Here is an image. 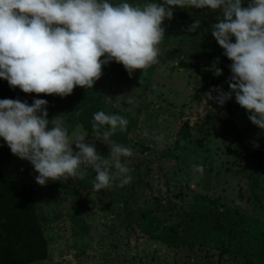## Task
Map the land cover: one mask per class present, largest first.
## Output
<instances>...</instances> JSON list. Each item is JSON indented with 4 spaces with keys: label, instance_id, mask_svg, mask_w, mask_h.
Instances as JSON below:
<instances>
[{
    "label": "rangeland",
    "instance_id": "374dc122",
    "mask_svg": "<svg viewBox=\"0 0 264 264\" xmlns=\"http://www.w3.org/2000/svg\"><path fill=\"white\" fill-rule=\"evenodd\" d=\"M108 2L142 7L163 0ZM245 2L253 0H242V8ZM173 13L161 25L165 36L158 45V63L130 77L122 64L112 61L102 66L92 88L107 108L131 116L125 142L88 134L75 119L70 95L15 93L29 105L34 99L47 100L48 112L58 111L70 142L83 135L103 158L111 143L133 152L122 158L131 182L119 187L114 181L99 192L93 190L96 173L90 166L81 165L78 178L41 186L29 161L11 153L1 163L4 177L32 184L47 243L43 259L25 264H264V130L251 123L234 95L220 106L207 100L209 88L201 87L205 64L226 57L211 34L222 10L175 7ZM196 20V31H187ZM231 63L225 62L219 82L226 92ZM225 120L239 128L242 144L222 129ZM183 122L190 135L177 143ZM161 134L163 139L154 138ZM136 143L147 149H137ZM72 148L78 151L75 144ZM170 227L176 239L168 243L164 236Z\"/></svg>",
    "mask_w": 264,
    "mask_h": 264
},
{
    "label": "clouds",
    "instance_id": "9594fccd",
    "mask_svg": "<svg viewBox=\"0 0 264 264\" xmlns=\"http://www.w3.org/2000/svg\"><path fill=\"white\" fill-rule=\"evenodd\" d=\"M241 4L242 0H163L141 7L127 2L113 6L108 0H0V78L24 93L63 98L76 86L92 89L102 66L112 61L122 64L131 77L135 70L158 63V45L165 36L161 25L173 18L175 7L220 9L223 18L211 25V34L232 61L230 90L215 86L204 95L220 106L234 95L251 123L264 130V0H253L246 8ZM199 25L196 20L187 31ZM218 63L216 58L212 66L217 77L222 75ZM47 108L44 99H34L31 105L0 99V138L13 155L31 163L39 173L37 184L78 178L81 165L96 173L94 191L106 190L114 181L119 187L131 182L127 161L122 162L133 155L131 149L111 143L103 158L83 135L70 142L60 115L49 120ZM105 125L110 127L101 132ZM127 125L120 115H93V131L104 140L117 129L126 131ZM154 138L161 140L163 134ZM73 144L78 151H73ZM196 168L203 172V167Z\"/></svg>",
    "mask_w": 264,
    "mask_h": 264
},
{
    "label": "trees",
    "instance_id": "16d2710c",
    "mask_svg": "<svg viewBox=\"0 0 264 264\" xmlns=\"http://www.w3.org/2000/svg\"><path fill=\"white\" fill-rule=\"evenodd\" d=\"M162 4V3H161ZM245 2L244 8L248 7ZM232 62L227 57L219 60L217 67L226 68L225 62ZM213 64H205L206 68L201 75L202 89L219 86L220 76H215ZM187 67H199L198 64L182 63ZM223 89V88H222ZM20 88H12L8 82L0 78V99L20 100L15 93L20 92ZM226 92V90L223 89ZM215 93V92H214ZM217 95V93H215ZM70 100L75 112L76 121L88 133H95L92 128L94 113L104 111L105 114H116L123 116L128 120L126 131L121 132L119 129L109 138L116 143L126 141V135L130 129L132 118L116 107L110 106L101 100L99 93L91 88H81L76 86L70 95ZM49 120L59 116L56 109L48 112ZM51 127V124L49 125ZM110 126L105 125L101 132ZM222 129L233 135L237 144H242L239 128L232 124L231 120H225L222 123ZM190 135V129L187 122H183L176 131L175 141H183ZM134 146L144 151L147 148L136 143ZM11 151L3 138H0V264H25L38 259H43L46 253V239L41 227L40 218L35 212V203L33 201V187L30 182L17 181L6 178L1 173V163L8 159ZM176 230L173 227L167 229L164 239L168 243L176 239ZM264 255V245H263Z\"/></svg>",
    "mask_w": 264,
    "mask_h": 264
}]
</instances>
